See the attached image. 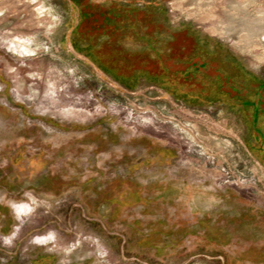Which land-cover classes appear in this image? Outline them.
<instances>
[{
	"label": "rangeland",
	"instance_id": "1",
	"mask_svg": "<svg viewBox=\"0 0 264 264\" xmlns=\"http://www.w3.org/2000/svg\"><path fill=\"white\" fill-rule=\"evenodd\" d=\"M194 44L264 79V0H0V264H264L250 125L163 80Z\"/></svg>",
	"mask_w": 264,
	"mask_h": 264
},
{
	"label": "flooded vegetation",
	"instance_id": "2",
	"mask_svg": "<svg viewBox=\"0 0 264 264\" xmlns=\"http://www.w3.org/2000/svg\"><path fill=\"white\" fill-rule=\"evenodd\" d=\"M151 6L146 5L148 9H151ZM185 30L188 35L193 34L191 27L187 26ZM165 31L171 35L176 33L174 29L164 27ZM191 48V52L186 56L177 54L172 60L176 65L184 66L175 71L177 76L182 78L172 79L170 76L175 77V74L165 69L163 80L174 81L177 93L183 90V86L193 93L209 90L212 93L206 95V98L216 100L223 97L225 104L237 107L240 117L250 125L254 153L264 158V79L245 72L238 59L232 60L214 52L199 55L195 51V44ZM186 81L189 82L186 84ZM223 81L226 84H223ZM199 84L200 87H197ZM196 99L197 97L193 98Z\"/></svg>",
	"mask_w": 264,
	"mask_h": 264
},
{
	"label": "trees",
	"instance_id": "3",
	"mask_svg": "<svg viewBox=\"0 0 264 264\" xmlns=\"http://www.w3.org/2000/svg\"><path fill=\"white\" fill-rule=\"evenodd\" d=\"M110 4H112V5H114V8L115 7H117V8H121L120 6H118V4L119 3H117V2H110ZM101 6V5H100ZM90 6H87V7H83V9H82V12H81V18H82V20L83 21H89V18H90V15H92V12H90V8H89ZM116 9V8H115ZM133 9H134V7H133ZM116 11H117V14H118V10L116 9V10H111V8L110 9H105L104 11H101L100 13H99V15H101L102 17H103V24H105L106 25V23L107 22H109L110 21V19H111V17H110V14L111 13H113V15L116 13ZM114 17V16H113ZM87 22H85V23H87ZM97 26V25H96ZM95 25H90V28H88L87 27V30H92V29H96L97 27H96ZM100 27V26H99ZM98 29V28H97ZM100 32H104V29H101V31ZM92 45V44H91Z\"/></svg>",
	"mask_w": 264,
	"mask_h": 264
}]
</instances>
